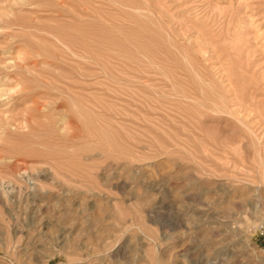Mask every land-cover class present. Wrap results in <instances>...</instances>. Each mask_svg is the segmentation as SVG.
<instances>
[{"label": "rangeland", "instance_id": "obj_1", "mask_svg": "<svg viewBox=\"0 0 264 264\" xmlns=\"http://www.w3.org/2000/svg\"><path fill=\"white\" fill-rule=\"evenodd\" d=\"M264 264V0H0V264Z\"/></svg>", "mask_w": 264, "mask_h": 264}, {"label": "bare ground", "instance_id": "obj_2", "mask_svg": "<svg viewBox=\"0 0 264 264\" xmlns=\"http://www.w3.org/2000/svg\"><path fill=\"white\" fill-rule=\"evenodd\" d=\"M213 264H215V263H213Z\"/></svg>", "mask_w": 264, "mask_h": 264}]
</instances>
